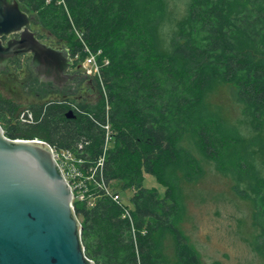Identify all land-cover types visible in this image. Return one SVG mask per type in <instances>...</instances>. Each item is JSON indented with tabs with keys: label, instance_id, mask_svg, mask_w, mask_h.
<instances>
[{
	"label": "trees",
	"instance_id": "16d2710c",
	"mask_svg": "<svg viewBox=\"0 0 264 264\" xmlns=\"http://www.w3.org/2000/svg\"><path fill=\"white\" fill-rule=\"evenodd\" d=\"M17 1L44 31L69 44L71 58L79 57L74 68L86 50L109 61L101 77L106 99L97 105L73 96L75 110L39 99L29 106L35 122L23 124L17 120L20 106L0 95V124L8 138L77 151L89 162L84 171L103 153L108 102L115 136L103 180L98 173L89 185L95 204L74 203L89 260L202 264L181 226L180 184L198 180L204 161L233 178L235 191L253 201L264 227V174L255 160L257 147H264V0ZM221 87L230 89L253 125L251 140L210 107L209 96ZM102 88L98 79L89 85L103 97ZM148 174L165 186L164 197L145 187ZM102 182L122 200L132 192L131 206L123 200L129 215ZM169 238L174 260L165 253Z\"/></svg>",
	"mask_w": 264,
	"mask_h": 264
},
{
	"label": "water",
	"instance_id": "95a60500",
	"mask_svg": "<svg viewBox=\"0 0 264 264\" xmlns=\"http://www.w3.org/2000/svg\"><path fill=\"white\" fill-rule=\"evenodd\" d=\"M31 24L45 37L36 17L17 0H0V70L18 55L30 54L27 67L32 77L48 83L53 93L40 102L74 100L77 89L68 88L80 85L81 99H87V91L94 93L91 80L69 73L73 62L67 43L60 49L47 39L42 43ZM11 35L18 38L4 46L1 38ZM76 69L84 72L82 65ZM0 95L20 107L37 101L20 89L14 91L8 80H0ZM69 188L47 144L10 139L0 124V264H94L85 255Z\"/></svg>",
	"mask_w": 264,
	"mask_h": 264
},
{
	"label": "rangeland",
	"instance_id": "374dc122",
	"mask_svg": "<svg viewBox=\"0 0 264 264\" xmlns=\"http://www.w3.org/2000/svg\"><path fill=\"white\" fill-rule=\"evenodd\" d=\"M177 6L183 11L181 4ZM68 46L67 43L65 48L69 49ZM89 79L92 84L94 79ZM92 91L94 93L87 91V99L91 104L97 105L100 99H106L104 90L101 91L103 97L99 92ZM52 101L58 100L44 103ZM208 103L220 111L231 128L238 131L244 140L255 137L253 125L244 116L241 105L233 99L228 87L215 90L209 96ZM29 106L20 107L17 120L24 110L30 109ZM257 149L256 166L264 174V147ZM202 167L204 170L198 180L180 184L184 212L181 226L202 264H264V227L253 201L239 195L234 189L233 178L219 171L215 163L204 161ZM144 185L156 188L160 197L165 196V186L154 176L145 175ZM131 195L132 192H127L122 197L127 206H131ZM165 245V253L174 260V241L169 238Z\"/></svg>",
	"mask_w": 264,
	"mask_h": 264
},
{
	"label": "built area",
	"instance_id": "2783aa9c",
	"mask_svg": "<svg viewBox=\"0 0 264 264\" xmlns=\"http://www.w3.org/2000/svg\"><path fill=\"white\" fill-rule=\"evenodd\" d=\"M87 51L86 58L80 62V65L83 66L84 72H82L83 75L87 76L88 78L98 79L101 81L102 90H104L105 96H106V90L104 88V85L102 83V70L104 67H106L109 64V61L107 59L99 60V57L101 56V52L93 53L90 50ZM72 59V58H71ZM74 60H79V57L76 56L74 59H72V62ZM52 102H58L61 104H66L67 106L71 107V109H77L76 105L77 102L74 100H58V101H52ZM51 103V102H48ZM107 105V117L106 122L101 125L103 131H104V145H103V153L98 158V161H96V164L90 165L89 169L87 171H84L82 168L85 164H88V160L84 158L83 156L78 155L77 151L74 150H64V149H58L55 148L46 142L34 139L33 141L42 142L45 143L51 148V151L53 153L55 162L57 163V166L60 170V172L63 174V176L66 178V181L69 185V189H71L73 193V209L75 211V202H81L86 203L88 207H93L95 204V199L92 198V195L90 193L89 185L92 182L96 181L97 176L100 174L101 180H103L102 176V169L106 160V155L108 150L111 148L115 132L113 130L112 124L110 122L109 117V105L108 102H106ZM19 121L23 124H33L35 122V116L32 110L26 109L24 110L19 118ZM79 150H82L83 147L80 145L78 146ZM99 173V174H98ZM101 187L104 189L107 195H109L117 204L122 206L125 210V215H129L128 208H125L123 205V200L121 199V196L119 194L114 193L107 185L102 182Z\"/></svg>",
	"mask_w": 264,
	"mask_h": 264
},
{
	"label": "flooded vegetation",
	"instance_id": "af4514ba",
	"mask_svg": "<svg viewBox=\"0 0 264 264\" xmlns=\"http://www.w3.org/2000/svg\"><path fill=\"white\" fill-rule=\"evenodd\" d=\"M37 26H40L39 24H36ZM40 28L44 30L41 26ZM31 31H38V35L36 38H38L42 43H45L44 40L47 39L50 44L55 46V48L62 47V41H58L57 39L53 38L48 32L45 31V37L43 36V33L39 30L33 29V24L30 26ZM17 35H11L9 37L1 38V41L4 46L7 45V41L12 39H17ZM47 44V43H46ZM48 45V44H47ZM31 58L30 54H20L17 57H15L13 60L9 61V64L6 70L1 71L0 70V80H8L12 84L13 90L20 89L24 92V94L27 95L29 98H33V100H44L47 96L50 95V85L47 83H40L37 79L33 78L28 67L27 62ZM71 58V55H70ZM72 61V59H71ZM69 73L71 74H78L82 75L80 70L74 68L72 66L69 69ZM77 89V97L81 98V89L82 86L79 87L73 86V88L69 87L68 90L71 89ZM79 88V89H78ZM64 98H67L68 96H63ZM8 99V98H7Z\"/></svg>",
	"mask_w": 264,
	"mask_h": 264
}]
</instances>
